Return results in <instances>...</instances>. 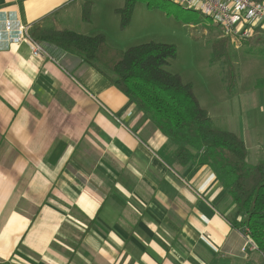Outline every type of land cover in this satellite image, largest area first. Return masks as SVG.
<instances>
[{
    "label": "crops",
    "instance_id": "crops-1",
    "mask_svg": "<svg viewBox=\"0 0 264 264\" xmlns=\"http://www.w3.org/2000/svg\"><path fill=\"white\" fill-rule=\"evenodd\" d=\"M82 1L0 0V264H261L209 166L176 159L175 142L80 55L32 38L36 26L84 33ZM203 106L255 164L264 86L240 80Z\"/></svg>",
    "mask_w": 264,
    "mask_h": 264
},
{
    "label": "trees",
    "instance_id": "trees-1",
    "mask_svg": "<svg viewBox=\"0 0 264 264\" xmlns=\"http://www.w3.org/2000/svg\"><path fill=\"white\" fill-rule=\"evenodd\" d=\"M146 1L157 7L165 6L163 1L175 3L171 0ZM136 2L126 0L125 6L119 9L123 26L129 23ZM90 5L84 6L82 18L86 21ZM30 34L35 40L48 41L80 55L108 77L155 127L175 142L176 159L209 166L235 206L233 225L249 229L261 255V264H264V154L251 164L249 149L240 134L220 126L202 105L193 83L167 69L171 59L177 56L176 45L149 41L119 50L107 43L103 33L89 35L69 28L36 26ZM228 41L226 37L215 41L212 55L213 60L221 62L226 91L235 94L239 74L231 61ZM256 86L263 87L264 78L257 80Z\"/></svg>",
    "mask_w": 264,
    "mask_h": 264
},
{
    "label": "rangeland",
    "instance_id": "rangeland-1",
    "mask_svg": "<svg viewBox=\"0 0 264 264\" xmlns=\"http://www.w3.org/2000/svg\"><path fill=\"white\" fill-rule=\"evenodd\" d=\"M88 3L91 4L89 20H80L77 27L82 32L103 33L107 43L119 50L149 41L174 44L177 56L171 59L167 69L193 83L202 105L224 97V72L221 62L213 60L212 55L214 42L224 36L210 17L172 2L163 1L165 6L157 7L148 5L146 0H137L129 23L123 26L119 9L125 6L126 0H83L82 17ZM251 39L239 44L228 41L231 61L239 74L237 90L240 80L246 84L264 78V32ZM214 119L220 126L227 127L221 119L215 116Z\"/></svg>",
    "mask_w": 264,
    "mask_h": 264
},
{
    "label": "built area",
    "instance_id": "built-area-1",
    "mask_svg": "<svg viewBox=\"0 0 264 264\" xmlns=\"http://www.w3.org/2000/svg\"><path fill=\"white\" fill-rule=\"evenodd\" d=\"M76 1V0H70ZM186 8L198 10L210 17L220 28L222 35L230 41L239 44L257 37L264 32V0H171ZM6 28H12V21H6ZM28 34L27 28L22 27L20 33L13 37L20 41ZM37 53L39 46L35 47ZM247 244L257 248L249 229L243 230Z\"/></svg>",
    "mask_w": 264,
    "mask_h": 264
}]
</instances>
